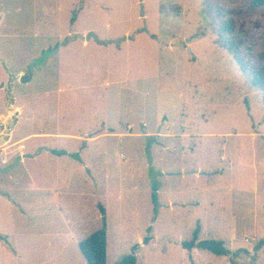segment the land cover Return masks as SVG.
<instances>
[{
	"label": "rangeland",
	"instance_id": "374dc122",
	"mask_svg": "<svg viewBox=\"0 0 264 264\" xmlns=\"http://www.w3.org/2000/svg\"><path fill=\"white\" fill-rule=\"evenodd\" d=\"M143 2L0 0V132L20 121L0 165L43 146L81 157L19 165L18 237L1 244L0 264H87L78 243L101 229L99 205L107 264L137 244V264H264V93L213 34L218 11L234 19L239 46L262 52L264 9ZM164 115L186 135L146 136ZM198 225L199 241L243 252L185 250ZM67 228L74 240L59 236Z\"/></svg>",
	"mask_w": 264,
	"mask_h": 264
},
{
	"label": "trees",
	"instance_id": "16d2710c",
	"mask_svg": "<svg viewBox=\"0 0 264 264\" xmlns=\"http://www.w3.org/2000/svg\"><path fill=\"white\" fill-rule=\"evenodd\" d=\"M205 4L211 0H204ZM248 5L251 10L259 11L264 9V0H248ZM217 21L214 24L213 34L216 36L215 43H217L221 48L226 50L235 60L239 70L247 77L250 85L262 91L264 93V51L256 53L254 48L251 47H241L237 42V25L233 18L224 17L221 12L217 11L216 14ZM53 154L57 156L69 155L65 151H52ZM71 157L79 158L77 154H70ZM152 201L154 204V213L157 214V194L156 189H154L152 194ZM102 217V227L100 230L91 234L86 239L79 242V250L86 260L87 264H107L108 257V231H107V217L105 209L99 205ZM152 228L148 229L151 233ZM201 233V228L198 225L195 229L192 239L190 241H185L182 243V247L191 252L193 249H198L206 252H210L216 256L229 257L233 255L238 257L239 250L236 253H232L225 246V242L220 240H202L199 241V236ZM0 240L7 246H13L7 236L0 235ZM153 240L152 236H146L143 239V244L148 245ZM140 244L132 247L131 253L125 256L117 264H137L136 251L138 250ZM14 247V246H13Z\"/></svg>",
	"mask_w": 264,
	"mask_h": 264
},
{
	"label": "crops",
	"instance_id": "0c3cea01",
	"mask_svg": "<svg viewBox=\"0 0 264 264\" xmlns=\"http://www.w3.org/2000/svg\"><path fill=\"white\" fill-rule=\"evenodd\" d=\"M173 96L174 95H170V93L166 95V97H173ZM160 117L162 119L160 120L159 125L157 127V129H159V131L158 132H155V134L148 132L146 134V136H148V137L149 136L150 137L163 136V137H166V138H169V139H173L174 137H177L180 134H181V136H185L186 135V134H184L185 132H182V130L180 131L177 128L176 123H174V121L171 118L168 117L169 120H166V122H165L164 121L165 115L163 117L162 116H160ZM19 124H20V121H17L16 124H15V126H14V128H13V130H12V132H11V134H10V136H9V140L10 141H11L12 135L15 133V130L18 127ZM131 128H132V126H131ZM144 128H145V125H144ZM5 129H7L6 126L4 127V129L2 130V132H0V134H2ZM28 138H30V137H28ZM96 139H94L93 141H95ZM9 140L6 142V144L9 142ZM20 148L21 149L22 148L25 149L26 147L25 146H22ZM42 148L43 149L38 150L37 152H33V150L35 148L34 149H31L30 152L28 153L29 154V157H27V158H24L23 157V154L24 153H21V157H17L14 161H11L12 158H10V159L7 158L6 160H4L5 163L2 162L5 165L4 166H1L0 165V235L7 236L9 238L10 242L12 240V237H14V235H15V237L16 236L18 237L17 230H16V213H17V208L15 206L16 205V199L17 198H14V196L12 198L11 192H12V190L15 189V187L18 186L19 180L22 179L21 173L17 171L19 169V165H21L22 167H24V165L28 164V161L29 160H35V159H37L38 157H40L45 152H50L52 155L57 156V155H55V154L52 153L53 150H55V151H65L66 153L69 154V155H63V156H70V154H77L79 156L78 153H70V152H67L66 150L52 149V148L44 147V146ZM163 150H165L164 152H166V150H167V151H171V153H174V154L177 153V150H175V149H171L170 150L169 145L167 147H164ZM57 157H62V156H57ZM79 158L81 159L80 156H79ZM25 170H26V172H28L27 170H29V169H25ZM26 176H28L30 178V181H32V179L28 175V173H26ZM31 186H32V184H31ZM52 198L55 199L54 193L52 194ZM35 200L36 199L30 200V204L31 203L32 204H35V203H33V202H35ZM26 206H27V204H26ZM56 234H59V233H56ZM20 236H22L23 238L27 237L26 234H23V235H20ZM59 236H65L66 238H71V240H74V233H71V230L69 228H67L66 234H61ZM2 243L3 242L0 240V246H1ZM15 250L17 251L16 252L17 253L16 254V257H19V256H17L18 255V250L16 248H15ZM107 260H108V257H107Z\"/></svg>",
	"mask_w": 264,
	"mask_h": 264
},
{
	"label": "water",
	"instance_id": "95a60500",
	"mask_svg": "<svg viewBox=\"0 0 264 264\" xmlns=\"http://www.w3.org/2000/svg\"><path fill=\"white\" fill-rule=\"evenodd\" d=\"M143 1L144 0H140L142 11H143V8H144V2ZM143 16H144V14H143ZM93 37L95 39L97 38V36L94 33H89L88 36H87V39L89 40L90 38H93ZM31 80H32V73L31 72H28V74H24V75H22L19 78V81H20L21 84L29 83ZM14 126H15V123H13L7 129H5L2 134H0V148L2 146H4L6 144V142L9 140V136H10ZM262 245H263V242L260 243L255 250L260 248Z\"/></svg>",
	"mask_w": 264,
	"mask_h": 264
}]
</instances>
